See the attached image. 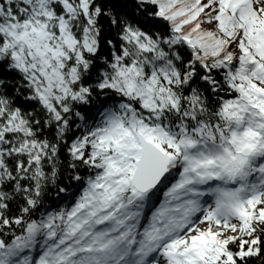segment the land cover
I'll list each match as a JSON object with an SVG mask.
<instances>
[{"label": "trees", "instance_id": "16d2710c", "mask_svg": "<svg viewBox=\"0 0 264 264\" xmlns=\"http://www.w3.org/2000/svg\"><path fill=\"white\" fill-rule=\"evenodd\" d=\"M60 1L73 7L68 22L74 33L87 25L86 18L94 30L93 50H82V65L73 62L72 87L81 97L66 99L60 119L35 97L9 57L0 54V124H6L13 113L25 121L21 129L7 128L1 134L0 241L4 245L21 235L28 221L56 209L66 199L57 198L60 191L69 192L76 182L78 187L85 176L100 171V156L87 143L94 136L93 128L105 125L100 116H121L128 106L142 109L122 83L102 84L116 70L134 67L140 79L154 77L164 98L154 108L160 114L155 120L175 133L184 131L192 146L201 140L210 145L222 142L238 130L243 117L238 121V113L225 114L224 106H235L243 96L251 99L254 108L264 109V85L254 77L235 78L230 73L237 67L234 61L240 51L234 29L215 20L217 0H86V18L82 0L52 1L57 15L64 11ZM0 2L4 5L6 0ZM199 16L205 29L203 43L197 42L191 28ZM168 21L179 27L169 28ZM149 40L154 46L142 48ZM2 41L0 33V45ZM248 86L258 90L262 99L255 100ZM260 120L264 123V117ZM83 138L84 145L73 150ZM32 143L34 149L29 147ZM174 153L179 156L181 151ZM77 187L70 191L71 199ZM249 216L245 229L214 230L206 264H264V208L255 205Z\"/></svg>", "mask_w": 264, "mask_h": 264}, {"label": "rangeland", "instance_id": "374dc122", "mask_svg": "<svg viewBox=\"0 0 264 264\" xmlns=\"http://www.w3.org/2000/svg\"><path fill=\"white\" fill-rule=\"evenodd\" d=\"M20 1L22 6L19 11L20 16L0 10L1 30L5 39L0 52L7 51L9 53L13 64L25 73L29 84L43 103L56 110L55 103L62 106V98L74 95L70 84L75 74L73 61H82L78 46L81 45V47L90 49V44L93 42V31L85 14L87 2L81 4L87 25H84L80 34L77 35L76 32H73L66 16H57L51 9L47 8L49 0ZM71 56H73L72 60ZM65 66L69 68L65 69ZM131 71L135 74L134 77L128 78L122 75V84L129 91L136 95L139 94L143 100L142 87L144 81L137 78L138 69H131ZM129 127L131 129L143 128L146 135H151V129L144 123L132 122ZM114 131L113 129L112 132L114 133ZM153 133L161 135L159 131H153ZM130 134V130H119L114 145L119 156L115 155L110 159L107 166L108 176L104 179L106 186L101 189H94V193L104 196L102 200L107 204L112 201L115 190L122 188L120 180L123 178L120 180L118 178L122 176L123 170L128 165L126 159H122V157L133 146H138L136 139ZM1 151L0 139V155L2 154ZM220 161L223 162V160ZM214 165V163H210L211 167ZM91 212L90 210L89 213ZM155 213L156 217H160L162 213L164 214V210L161 208ZM43 259H47V257H42ZM37 261L40 260L37 259ZM0 264H3L1 258Z\"/></svg>", "mask_w": 264, "mask_h": 264}, {"label": "water", "instance_id": "95a60500", "mask_svg": "<svg viewBox=\"0 0 264 264\" xmlns=\"http://www.w3.org/2000/svg\"><path fill=\"white\" fill-rule=\"evenodd\" d=\"M146 153H147V145H145L144 148H143V157H142V159L144 158V156L146 155ZM139 168L141 169V163H139ZM137 180H138V177H136L135 179H133V183L136 186H140L139 185V181H137Z\"/></svg>", "mask_w": 264, "mask_h": 264}]
</instances>
